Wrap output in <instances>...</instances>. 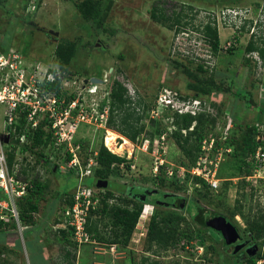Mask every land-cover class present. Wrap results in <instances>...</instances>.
<instances>
[{
	"label": "rangeland",
	"instance_id": "374dc122",
	"mask_svg": "<svg viewBox=\"0 0 264 264\" xmlns=\"http://www.w3.org/2000/svg\"><path fill=\"white\" fill-rule=\"evenodd\" d=\"M81 1L83 0H0V48L17 50L29 62L41 61L57 67L59 60L54 56L56 45L74 43V56L68 66L64 67L63 75H70L79 82L84 81L86 85L89 79L106 78L108 83H97V94L87 99L88 103L96 101L100 105L114 78L126 86L134 100L140 98L150 108L158 96L162 100L170 99L173 102L175 91L191 98L192 92L187 89L190 79L172 65V60L185 63L187 59H191L194 62L192 67L203 63L213 72L217 84L225 89L222 92L214 91L206 97L204 103L205 109L217 117L213 133L219 132L224 121L233 119L234 116L241 128L236 125L233 128V146L241 141L246 126L252 125H258L259 139L264 142V60L257 53L245 52L251 37L258 45L261 40L264 41V0H103L104 6L108 1H111V6L100 26L81 17L76 9V4ZM183 5L191 6L192 10L182 9L183 14H187L184 22H188V25L179 32L176 28L169 30L150 18L153 6L163 7L170 14L172 10L181 11ZM213 20L221 50L217 56L211 55L201 33L203 26ZM230 45L234 47L227 51ZM196 57L200 61L194 59ZM245 59L250 61L249 64H244ZM58 66L62 67V63ZM166 88L169 91L165 93ZM244 92L245 95L241 96ZM223 111L228 112L226 119ZM158 117H161V113ZM163 122H168L169 126L171 124V121ZM1 123L0 120V125ZM148 128L153 130L152 127ZM105 129L81 126L76 132L75 140L81 142L82 149L78 158L82 166L95 155L100 143L104 145L106 132H113ZM118 137L117 143L122 144L121 138H124ZM136 144L128 141L127 150L131 154L124 151L118 156L125 157L130 165L123 169L119 166L120 173L110 179L125 184L127 188L150 189L183 198L185 203H182L180 209L167 206L156 207V210L161 217H184L185 222L181 223L180 229L184 234L190 230L191 239L182 237L174 249L159 251L157 255L147 251L146 236L141 237L138 229L133 231L124 249L116 245L99 244L91 238L78 243L72 235L69 242H66L58 234V227L55 230L51 228L54 220H61V213L68 207L67 203L79 185V178L75 171L66 169L63 153L57 152L55 161L34 164V157L28 152L27 162L21 161L18 168L25 170L27 184L36 177L46 182L48 193L38 204V212L34 215L35 225L24 229L16 225L15 229L7 233L6 240L13 252H7V255L1 257L6 259L2 260L9 264H61L66 250L74 264H148L142 262V258H149L148 260H155L160 264H200L199 256L205 251L206 258L214 264H233L231 246L234 244H227L218 232L224 244L217 242L212 233L196 225L188 213L189 210L194 211L192 202L227 218L242 239L249 241V247L254 246L243 219L234 217L233 212L235 202L239 199L245 216L261 211L264 213V181L251 183L253 191L245 187L239 194L238 178L235 177L236 160L230 157L219 171L223 183L217 191L209 190L210 194L207 196L201 186L195 189L197 186L192 185L176 192L170 184H164V187L158 185L159 182L151 174L153 157L149 155L150 152L143 151V146ZM169 147H175L171 155ZM158 155L170 165H175L180 158L179 150L170 138L166 139ZM53 163L58 171H51ZM90 176L83 177L81 184L94 188L100 181L95 183L93 173ZM21 180H24L22 176ZM98 190L103 191L102 188ZM165 200L173 203L175 198ZM104 221L105 224L109 222L107 219ZM20 226L24 227L21 223ZM197 235H203L202 243ZM35 236L38 238L37 242L33 240ZM38 245L44 247L45 254Z\"/></svg>",
	"mask_w": 264,
	"mask_h": 264
},
{
	"label": "trees",
	"instance_id": "16d2710c",
	"mask_svg": "<svg viewBox=\"0 0 264 264\" xmlns=\"http://www.w3.org/2000/svg\"><path fill=\"white\" fill-rule=\"evenodd\" d=\"M110 6L111 1H108L104 6L103 0H83L76 4V9L85 21L100 26L104 22ZM182 9L192 10L191 6L183 5L181 11L176 12L172 10L169 14L163 7L153 6L150 11V18L169 30L176 28V31L179 32L181 29H185L188 25V22H184L187 14H183ZM243 31L244 29L242 28L241 32ZM201 33L203 39L209 46L211 55L217 56L221 50L219 47V37L214 20L207 22L203 26ZM233 47L234 45L228 47L227 51L232 50ZM245 52L248 54L257 53L258 56L264 60V41L261 40V43L258 45L253 40V37H251L245 47ZM54 56L58 58L59 64L62 63V67L57 64L56 68H58L62 73H65L64 67L68 66L74 56V43H58L54 51ZM249 62L250 61L248 59L244 60L245 65L249 64ZM172 65L176 69H179L182 74L188 78V80L190 79L187 83V89L192 92L190 97L200 100L201 104H203L202 111L195 116H192L191 114L179 115L177 113H166L164 118L171 119L170 125L172 126V131L169 132L167 130L168 125H164L161 120L150 119L148 115L150 107L144 104L140 98L134 100L130 96L129 90L126 86L116 78L111 80L108 98L103 100L102 105L108 103V129L117 133L119 136L125 138L132 144H141L142 141L146 139L152 143L154 139L158 138L161 134L166 133L167 139L170 138L179 150L180 158L178 162H176L175 166L190 168L196 163L199 157L203 138L212 134L219 139L223 129L225 128L227 120L224 121V125L219 132L213 133L217 117L213 116L207 109H205L204 105L206 97H209L214 91L222 92L225 91V89L217 84L214 79L213 72L210 71V69L203 63H199L195 65V67H192L191 65H194L193 60L187 59V62L185 63L179 62L178 60H172ZM204 75L208 76L205 77ZM65 77L67 79L73 78L70 77V75H65ZM59 88L60 80H56L55 91H59ZM242 95H245V92L241 93V96ZM188 97H184L183 99ZM212 106L215 107V105ZM227 113V111H223L224 119H226L225 116ZM231 120L234 126L229 130L228 138L225 143L232 147V153L229 154L220 164L217 172V178L221 180L219 177V171L222 164L228 158L233 157V159L236 160L235 174H237V176L235 177L238 178L237 191H240L245 187H248L251 191H253V186L251 183L245 181V177L252 175L254 166L251 157L259 146L264 148V142L258 141L257 138L260 136V132L255 125H252L246 126L241 141L236 146H233L231 139L233 128L235 125L238 128H241V126L238 124L237 119L234 118V116ZM148 127H152L153 130H148ZM27 141V144L22 147V151H27L32 154L35 159L34 164H38L45 157V151L51 141L50 136L42 130H37L34 135H31L30 133L27 134ZM74 143L80 144L81 146V142L75 140ZM15 149L16 148L13 147L12 150L7 153L8 164L10 166L12 165L14 159ZM96 154L95 160L97 165L93 172V178L96 179L95 183L97 181H105L107 185L103 188V194H100L101 199L98 209L91 211L86 219L85 231L88 235H90V238L93 241L99 244L116 245L121 249L127 247L133 231L137 229L138 220L145 203H149L154 206V212L146 224L147 233L145 236L147 251L157 255L159 251L174 249L182 237H186L187 239L192 238L190 230L184 234L182 232L183 230L180 229L181 223L185 222L184 217L179 216L174 218L172 215L161 217L157 214L156 210V207H160L158 204L159 201H163L165 203L168 202L165 200L166 198H175L173 203L169 202L170 204H167L172 207V209H180L182 207V203H185L183 198L179 196L173 197V195H167L161 193L160 191L156 192L150 189H141L138 187L128 189L125 184L114 182L110 179V177L120 173V165H123V168L124 166L128 168L130 162L126 160L125 157H121L110 152L102 143H100ZM70 158V155L67 156L65 161H68ZM169 166L170 164L168 162L165 163L162 167H160L158 174L153 177L159 182L158 185L160 187H164V184H170L174 188V191L181 192L194 185L197 186L195 189H198L201 186L200 188L205 190V194L207 196L210 194L209 190L211 189L200 178L193 177L190 180V176L187 175L183 182H179V180L176 179V175L168 177L166 169ZM32 167H34V165ZM33 169L34 168L31 170L33 171ZM51 171H58L55 164L52 165ZM174 171L175 173L177 172L176 169H174ZM23 174L25 176L27 175L24 171ZM222 183L223 181L221 180L220 188L222 187ZM27 192L28 195L19 199L17 201L18 204H16L19 209L18 214L20 223L24 227H32V225H35L34 215L38 212V204L45 199L48 193V184L40 181L39 178L36 177L29 183ZM238 193L240 194L241 191ZM140 194L145 197L143 202L135 198ZM250 196H253V193H250ZM72 203L73 199L70 198L67 205L71 206ZM192 203L194 205V211H188L192 221L196 225L205 228L206 232L212 233L213 238L217 239V242L220 241L224 244L218 233L206 225L207 220L213 214L217 213L207 210L197 202ZM235 203L236 205L234 207L233 216H239L243 219L249 233L248 235L250 241L254 242V245L259 247L260 241L264 236V213L261 211L256 212L254 215L251 214V216L250 214L245 216L242 212L243 206L240 200L237 199ZM105 219L109 221L108 224L104 223ZM15 227L16 224L14 222L5 223L0 221V234L5 231L15 229ZM57 232L61 236V239H64L66 242L72 235L71 230L67 231L64 229H58ZM237 233L239 234L238 240L242 241L243 239H241V234L238 231ZM196 237L201 241V243L203 242V235H197ZM2 241L3 244H1ZM243 243H245L243 246L245 247L246 242L243 241ZM7 252L13 251L10 249V245L8 246V243L2 239L0 240V264H9L7 261L2 260L6 258H1L4 257V255H7ZM231 254L233 264H256V259L260 256V252H254L253 248L251 249V254L247 252L244 253L243 248L234 253V246L231 248ZM70 256V253L65 250L62 256L63 258L61 260V264H74L71 262ZM199 257L200 261H202L200 264L205 262L214 263L212 260L206 258L205 251H203L202 255ZM148 259L149 258H142V262H148V264H160L155 260Z\"/></svg>",
	"mask_w": 264,
	"mask_h": 264
},
{
	"label": "built area",
	"instance_id": "2783aa9c",
	"mask_svg": "<svg viewBox=\"0 0 264 264\" xmlns=\"http://www.w3.org/2000/svg\"><path fill=\"white\" fill-rule=\"evenodd\" d=\"M194 59L200 61L199 57ZM56 80H60L59 91H55ZM101 81L108 83L106 78ZM98 86L89 80L86 85L84 81L67 79L55 65L45 64L41 61L29 62L17 50L0 48V120L2 121L0 125V221L14 222L21 229L27 228L20 226L16 203L28 195L29 184L24 179L26 176L23 171L25 172V170L18 168V165L20 166L21 161L27 162L28 152L22 151V147L28 142L27 134L34 135L37 130H42L51 139L46 150L48 153H45L42 162L55 161L57 152L63 153L64 161L70 155L71 158L65 161L66 169L75 171L79 178V185L72 196V205L62 211L61 220H54L51 229L55 230L58 227L57 229L71 230L72 237L78 243L90 239V235L85 231L86 219L91 211L98 209L103 191L99 192L97 186L90 188L81 183L83 177H91L90 175L94 172L97 165L95 160L97 154L95 153L87 164L82 166L78 158L81 146L75 144L74 141L75 134L81 126L107 128L108 103L100 105L96 101L91 103L87 101L88 97L97 94ZM168 91V88L164 89L165 93ZM108 92L107 90L104 100L108 98ZM184 97L186 95L183 96L176 91L173 102L170 99L162 100L158 96L159 101L157 98L148 111L149 118L170 122L171 119L163 117L164 113L195 116L202 111L203 104L200 100L189 97L183 99ZM176 104H182V106ZM160 113L161 117H158ZM163 124L168 125V122H163ZM232 127V120L229 118L219 139L212 134L203 138L199 157L193 166L185 168L170 165L166 169L167 176L176 175L179 182H183L187 175L190 176V180L197 177L202 179L211 190L217 191L221 184V180L217 178L219 166L232 153V147L225 143ZM256 127L258 128V125ZM167 130L172 131V126L168 125ZM166 139L167 135L163 133L152 143L146 139L141 144H136L143 146V151L150 152L149 155L153 157L151 172L154 176L158 174L160 167L167 163L162 156L158 155V152L164 147ZM13 147L16 149L10 166L7 153ZM251 159L254 166L253 173L251 176L245 177V181L252 184L256 181H264V148L259 146ZM120 168L123 169V165H120ZM174 169L177 170L176 173ZM21 176L24 180L20 181ZM153 212V205L149 203L143 205L137 224L141 237L147 233L146 224ZM200 250L202 251L201 247ZM256 251L260 252L256 264H264V236L259 247L256 246Z\"/></svg>",
	"mask_w": 264,
	"mask_h": 264
},
{
	"label": "water",
	"instance_id": "95a60500",
	"mask_svg": "<svg viewBox=\"0 0 264 264\" xmlns=\"http://www.w3.org/2000/svg\"><path fill=\"white\" fill-rule=\"evenodd\" d=\"M52 33V32H50ZM57 35V33H55ZM88 81V80H87ZM91 83H101L102 81L94 78V79H89ZM85 83H87L85 81ZM5 142H7V139H5ZM102 183V184H101ZM107 185V183L104 182H99L97 183V188H104ZM206 225L211 228L212 230L218 232L224 239V241L231 245L236 243V241L239 239V234L237 233L236 228L229 222L225 217H223L220 214H213L206 222ZM244 244L243 243H238L234 246V253H236L238 250L243 248ZM253 248V251L255 252L256 246H252L247 248V253L251 254V249Z\"/></svg>",
	"mask_w": 264,
	"mask_h": 264
},
{
	"label": "bare ground",
	"instance_id": "6f19581e",
	"mask_svg": "<svg viewBox=\"0 0 264 264\" xmlns=\"http://www.w3.org/2000/svg\"><path fill=\"white\" fill-rule=\"evenodd\" d=\"M106 136L104 138V145L105 147L112 153L116 154V155H120L122 154L124 151H128V154H131L130 150H127V145H128V141L124 138L121 140H123L122 144H118L116 142L117 139L119 138L118 135L114 134L111 131H107L106 132ZM169 154L171 155L173 153V151H175V147H169L168 148Z\"/></svg>",
	"mask_w": 264,
	"mask_h": 264
},
{
	"label": "flooded vegetation",
	"instance_id": "af4514ba",
	"mask_svg": "<svg viewBox=\"0 0 264 264\" xmlns=\"http://www.w3.org/2000/svg\"><path fill=\"white\" fill-rule=\"evenodd\" d=\"M128 189H131V188H128ZM164 196H166V195H164ZM137 200H140V201H144V199H145V197L142 195V194H140V195H137L136 197H135ZM169 203V202H168ZM171 203V202H170ZM169 203V204H170ZM159 206L160 207H167L168 206V204L167 203H165V202H163V201H159ZM168 207H170V206H168ZM170 208H172V207H170ZM241 239H242V237H241ZM243 241L244 242H246V246L245 247H243V251H244V253H246L247 252V248H249V245H248V241L247 240H238V241H236V243H234V245H232L231 246V248L233 247V246H235L236 244H238V243H243ZM243 244H245V243H243Z\"/></svg>",
	"mask_w": 264,
	"mask_h": 264
},
{
	"label": "crops",
	"instance_id": "0c3cea01",
	"mask_svg": "<svg viewBox=\"0 0 264 264\" xmlns=\"http://www.w3.org/2000/svg\"><path fill=\"white\" fill-rule=\"evenodd\" d=\"M8 232H9V231H5V232L1 233V234H0V240L4 239V240L7 242L6 237H7V233H8ZM31 238H32V237H31ZM33 240H35V241L37 242V241H38L37 236L33 237ZM38 247H39V249H41V250L43 251V253H44V251H45L44 247L41 246V245H38ZM39 249L37 250L38 252H39ZM44 254H45V253H44ZM46 258H47V257H46ZM47 259H48V258H47Z\"/></svg>",
	"mask_w": 264,
	"mask_h": 264
},
{
	"label": "clouds",
	"instance_id": "9594fccd",
	"mask_svg": "<svg viewBox=\"0 0 264 264\" xmlns=\"http://www.w3.org/2000/svg\"><path fill=\"white\" fill-rule=\"evenodd\" d=\"M103 189V188H102Z\"/></svg>",
	"mask_w": 264,
	"mask_h": 264
}]
</instances>
